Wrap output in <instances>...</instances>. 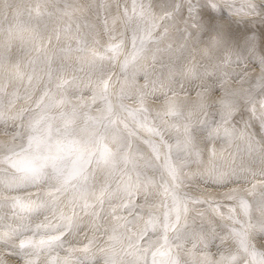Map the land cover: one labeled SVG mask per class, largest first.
<instances>
[{
    "label": "snow or ice",
    "instance_id": "1",
    "mask_svg": "<svg viewBox=\"0 0 264 264\" xmlns=\"http://www.w3.org/2000/svg\"><path fill=\"white\" fill-rule=\"evenodd\" d=\"M0 125V264H264V0H0Z\"/></svg>",
    "mask_w": 264,
    "mask_h": 264
},
{
    "label": "bare ground",
    "instance_id": "2",
    "mask_svg": "<svg viewBox=\"0 0 264 264\" xmlns=\"http://www.w3.org/2000/svg\"><path fill=\"white\" fill-rule=\"evenodd\" d=\"M70 3H76V4H79V5H83V6H88L90 5L91 3L94 2V0H69ZM121 2H125V0H121ZM128 2L130 3V0H128ZM163 2V0H153V3L154 4H159ZM241 2V0H237V3L239 4ZM85 16H87L89 19H94V14L91 10H86L84 13H83ZM255 27H258V25H253ZM105 40H106V37H105ZM248 69H250V73H249V76H250V81L249 83L243 85V87H250L252 83H255V77L258 76L260 74V67L258 65H252L250 66ZM142 82V81H141ZM242 85H240L239 83H237L235 80L233 81H230V87L231 88H240ZM90 95V93H86L85 96H88ZM221 93L219 91H216L214 93L211 94V100L214 101L216 99H218L220 97ZM162 99L161 98V101H150L149 103L154 107V108H159L161 106V103H162ZM196 99V92L195 91H191L188 95V99H187V102L185 101V98H184V94L181 93L178 97H177V103L178 104H191L193 101H195ZM258 107V105H257ZM239 119V117H237V120ZM257 131H258V128H257ZM5 134H4V130L3 129H0V141L2 142H5ZM217 147H220V145L218 144ZM241 187H246V188H249L251 187L250 184H246V185H241ZM198 189H205V186L200 184L199 182H193V184L190 186V188L188 190L192 191L194 195H200L201 192L198 190ZM264 189H261V188H257V194H259L260 191H262ZM30 191H36L35 189H31ZM219 191H223V189L219 190ZM249 199H252V197H249ZM103 239V238H101ZM64 253L62 252L61 255H63ZM8 259V264H15V260L13 257L9 256L7 257ZM39 264H45V258L44 257H41L40 261H39Z\"/></svg>",
    "mask_w": 264,
    "mask_h": 264
},
{
    "label": "rangeland",
    "instance_id": "3",
    "mask_svg": "<svg viewBox=\"0 0 264 264\" xmlns=\"http://www.w3.org/2000/svg\"><path fill=\"white\" fill-rule=\"evenodd\" d=\"M21 2H25V0H21ZM54 43H55V42H54ZM74 61H75V57H72L70 62H73V63H74ZM248 73H250V69H248ZM69 74H70V73H69ZM85 94H86V93H85ZM0 129H3V126H2V125H0ZM9 131H12V130L10 129ZM4 134H5V133H4ZM8 140H9V136L6 135V136H5V142H7ZM200 210H203V209L201 208ZM13 258H14V260H15V264H18L17 259H16L15 257H13Z\"/></svg>",
    "mask_w": 264,
    "mask_h": 264
}]
</instances>
